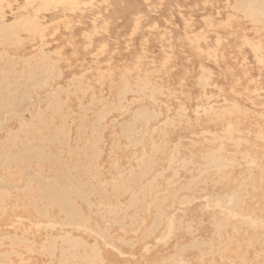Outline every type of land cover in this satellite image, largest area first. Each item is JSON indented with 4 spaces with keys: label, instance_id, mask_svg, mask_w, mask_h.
Returning <instances> with one entry per match:
<instances>
[{
    "label": "rangeland",
    "instance_id": "374dc122",
    "mask_svg": "<svg viewBox=\"0 0 264 264\" xmlns=\"http://www.w3.org/2000/svg\"><path fill=\"white\" fill-rule=\"evenodd\" d=\"M52 6L0 0V264H264V0Z\"/></svg>",
    "mask_w": 264,
    "mask_h": 264
},
{
    "label": "bare ground",
    "instance_id": "6f19581e",
    "mask_svg": "<svg viewBox=\"0 0 264 264\" xmlns=\"http://www.w3.org/2000/svg\"><path fill=\"white\" fill-rule=\"evenodd\" d=\"M15 1V0H14ZM25 1V0H24ZM28 1V0H27ZM45 7H50L52 6V8H54L55 4H69V5H73L76 3V0H43ZM92 3V2H91ZM34 4V3H33ZM14 5V4H13ZM92 6V5H91ZM56 7V6H55ZM74 7V6H73ZM21 9V8H20ZM48 9V8H47ZM48 12V11H46ZM44 13V14H48V13ZM67 12V11H66ZM72 12V11H71ZM80 12V11H79ZM50 13V12H49ZM11 14V11H10ZM15 14V13H14ZM71 14V13H70ZM6 17V16H5ZM5 17L2 16L0 18V36H8V35H14L16 33H18L17 31L19 30H26L28 28V23H20L17 26L13 27V28H9L5 26ZM37 19V17H36ZM35 19V20H36ZM44 19V18H43ZM31 20V19H30ZM25 22V21H24ZM30 23V22H29ZM38 24V23H37ZM33 32V31H32ZM35 35V34H34ZM42 69V68H41ZM4 112V111H3ZM141 122V121H140ZM132 133V132H131ZM136 140H138L136 138ZM132 142V141H131ZM158 149V148H157ZM48 153V152H47ZM175 163V162H174ZM149 164V163H148ZM218 165V164H217ZM208 166V165H207ZM208 168V167H206ZM210 168V167H209ZM226 169V168H225ZM203 170V169H202ZM208 170V169H206ZM96 171V170H95ZM153 184V183H152ZM148 187V186H147ZM150 189V188H149ZM156 190V189H155ZM151 191V190H150ZM156 193V192H155ZM62 196V195H61ZM51 198V197H50ZM58 198V197H57ZM63 200V199H62ZM236 206V205H235ZM100 210V209H98ZM101 211V210H100ZM234 212V211H233ZM103 213V212H102ZM101 214V213H100ZM136 214V213H135ZM164 214V213H163ZM115 215V214H114ZM131 215V214H130ZM134 216V215H133ZM165 216V215H164ZM71 220V219H70ZM72 222V220H71ZM71 225V223H69ZM153 226V225H152ZM154 227V226H153ZM155 229V228H154ZM24 230V229H23ZM154 236V235H153ZM172 238V237H171ZM61 248V247H60ZM91 257V256H90ZM84 263V262H83Z\"/></svg>",
    "mask_w": 264,
    "mask_h": 264
}]
</instances>
